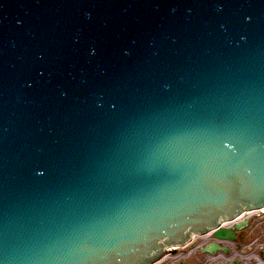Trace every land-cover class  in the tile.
<instances>
[{"label":"water","instance_id":"water-1","mask_svg":"<svg viewBox=\"0 0 264 264\" xmlns=\"http://www.w3.org/2000/svg\"><path fill=\"white\" fill-rule=\"evenodd\" d=\"M263 206L264 0H0V264H151Z\"/></svg>","mask_w":264,"mask_h":264},{"label":"flooded vegetation","instance_id":"flooded-vegetation-1","mask_svg":"<svg viewBox=\"0 0 264 264\" xmlns=\"http://www.w3.org/2000/svg\"><path fill=\"white\" fill-rule=\"evenodd\" d=\"M191 235L151 264H264V211L222 230Z\"/></svg>","mask_w":264,"mask_h":264},{"label":"snow or ice","instance_id":"snow-or-ice-1","mask_svg":"<svg viewBox=\"0 0 264 264\" xmlns=\"http://www.w3.org/2000/svg\"><path fill=\"white\" fill-rule=\"evenodd\" d=\"M180 154L187 161V167L184 169L185 177L199 175L201 172V168L199 166L200 147L198 143L193 140L189 144L182 146L180 148ZM232 155L234 156L235 153H233Z\"/></svg>","mask_w":264,"mask_h":264}]
</instances>
